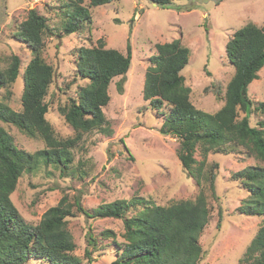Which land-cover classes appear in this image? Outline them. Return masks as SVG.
<instances>
[{
	"label": "rangeland",
	"instance_id": "1",
	"mask_svg": "<svg viewBox=\"0 0 264 264\" xmlns=\"http://www.w3.org/2000/svg\"><path fill=\"white\" fill-rule=\"evenodd\" d=\"M70 2L0 0V68L7 67L12 55L20 58L19 74L8 87H0V100L15 110L21 108L23 71L31 58V50L16 37V31L30 8L46 17L52 32L43 37L42 57L53 68L52 82L45 96L48 104L45 117L57 138L76 134L59 107L77 98L78 88L88 82L76 72L80 46L95 45L102 38L105 47L125 53L129 43L130 66L121 92L117 89L121 76L114 77L108 87L110 99L103 111L111 132L83 133L71 149L73 160L66 170L41 165L22 173L10 195L13 204L28 223L36 224L43 212L64 194L72 201L76 193H81L82 205L92 210L100 203L134 195L165 205L192 199L203 188L210 217L199 236L202 248L199 264H239L264 216L245 215L237 210L247 192L232 173L247 165L264 166V160L243 150L233 154L210 152L207 166L218 164L214 197L207 184L198 185L181 166L176 156L177 138L159 132L162 117L142 97V87L150 57L156 54L155 44L179 38L189 49L188 62L180 73L190 88V100L203 111L215 112L224 102L225 88L234 72L226 57L225 44L246 23L264 24V0H174L167 8H160L150 0H114L90 7L91 21L81 30L63 35L62 24ZM83 3L88 4V0ZM257 74L247 88L255 104L264 102V66ZM162 108V113L167 111V106ZM261 119L264 115L260 112L249 115L252 126ZM0 126L11 135L17 147L27 152L44 146L41 138L28 137L12 124L0 121ZM195 157L200 159L198 151ZM67 220L76 245L73 253L81 264H109L114 257L111 245L114 238L111 242V238L102 239L100 234L111 229L116 240L122 242V219L90 218L76 213ZM89 230L97 240L91 261L85 255ZM27 264L49 263L33 258Z\"/></svg>",
	"mask_w": 264,
	"mask_h": 264
},
{
	"label": "trees",
	"instance_id": "2",
	"mask_svg": "<svg viewBox=\"0 0 264 264\" xmlns=\"http://www.w3.org/2000/svg\"><path fill=\"white\" fill-rule=\"evenodd\" d=\"M112 1L88 0V4H84L83 0H71L65 12L62 34L81 30L91 21L90 7ZM150 1L167 8L174 0ZM51 33L46 17L30 8L16 31V37L31 50V58L23 71L21 108L15 110L0 100V121L44 142L40 149L27 152L17 147L11 135L0 126V264H27L33 258H42L49 264H81L80 258L73 253L76 245L67 225V219L76 213L90 218L122 219V242L116 240L111 229L100 234L102 239L117 241L111 244L114 257L109 264H199L202 257L199 236L210 217L203 188L192 199L165 205L134 195L129 199L100 203L92 210L82 205L81 193H76L72 201L64 194L43 212L36 224L28 223L13 204L10 195L22 173L41 165L66 170L73 160L71 149L83 133L111 132L103 111L110 99L108 87L114 77L121 76L117 81V89L121 92L124 75L130 66L129 43L125 53L105 47L102 38H98L95 45L80 46L76 72L88 82L78 88L77 98L59 107L76 134L57 138L45 117L48 111L45 96L52 82L53 68L43 59L42 50L44 35ZM155 50L144 74L142 97L151 110L162 117L159 132L177 138L176 156L181 166L198 185L207 184L216 197L218 164L207 166L210 152L233 154L243 150L247 155L264 160V119L255 126L249 121L253 111L264 115V102L255 104L247 93L248 85L264 66V24L246 23L227 40L225 53L234 72L227 82L224 102L215 112L203 111L190 100V88L180 73L188 62V47L175 38L156 43ZM19 68L20 58L12 55L7 67L0 68V87L6 88L13 83ZM163 106H167V111L162 113ZM197 151L200 159L195 157ZM232 176L241 181L247 192L237 210L245 215L264 216V166L247 165ZM86 239L85 255L91 261L97 240L90 230ZM239 264H264V221Z\"/></svg>",
	"mask_w": 264,
	"mask_h": 264
}]
</instances>
